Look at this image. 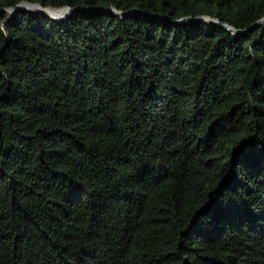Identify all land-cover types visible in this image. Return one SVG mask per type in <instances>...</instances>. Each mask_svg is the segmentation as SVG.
I'll return each mask as SVG.
<instances>
[{
  "label": "trees",
  "instance_id": "obj_1",
  "mask_svg": "<svg viewBox=\"0 0 264 264\" xmlns=\"http://www.w3.org/2000/svg\"><path fill=\"white\" fill-rule=\"evenodd\" d=\"M21 1L141 12L0 13V264H264V0Z\"/></svg>",
  "mask_w": 264,
  "mask_h": 264
},
{
  "label": "water",
  "instance_id": "obj_2",
  "mask_svg": "<svg viewBox=\"0 0 264 264\" xmlns=\"http://www.w3.org/2000/svg\"><path fill=\"white\" fill-rule=\"evenodd\" d=\"M47 8H48V6H43L39 2H30V1H21L19 3L12 5V6L0 7V13L7 12V18L2 22V27H3L4 31H6L5 25H4L5 22L7 20H9L14 14H17V12H19V11L37 12V13L43 14L44 16L51 18L55 21H64V20L68 19L75 12L82 11V10H85V11L106 10V11H110V12H112V13L116 14L117 16H120V17L127 16L129 14L134 13V12H141V10L135 9V8H132L130 10H121V9H118L114 6L103 8V7H95V6H68V5H66V6L61 7V8H54V9L61 10V12L59 14H54V13H49L47 11ZM49 8H52V7H49ZM8 9H12V12L8 13ZM162 17L164 19L167 18L166 16H162ZM194 21H202V22H206V23H216V24H219V25L225 27L226 29H228L232 33H240V32L246 31L247 29L251 28L252 26H255V25L260 24V23H264V17L254 21L251 25H249L248 27L243 28V29L234 27L225 21L219 20L218 18L208 17V16H184V17L176 20V23H187V22H194Z\"/></svg>",
  "mask_w": 264,
  "mask_h": 264
},
{
  "label": "bare ground",
  "instance_id": "obj_3",
  "mask_svg": "<svg viewBox=\"0 0 264 264\" xmlns=\"http://www.w3.org/2000/svg\"><path fill=\"white\" fill-rule=\"evenodd\" d=\"M47 9H49V10H51V11H56V12H58V13H60L61 12V10H59V9H54V8H47ZM12 12V9H8V13H11Z\"/></svg>",
  "mask_w": 264,
  "mask_h": 264
},
{
  "label": "clouds",
  "instance_id": "obj_4",
  "mask_svg": "<svg viewBox=\"0 0 264 264\" xmlns=\"http://www.w3.org/2000/svg\"><path fill=\"white\" fill-rule=\"evenodd\" d=\"M48 7H50V6H48ZM52 8H55V7H52ZM57 8H61V7H57ZM6 13H7V12H6ZM6 18H7V16H6ZM6 18H5V19H6ZM5 19H4V20H5ZM5 32H6V31H5Z\"/></svg>",
  "mask_w": 264,
  "mask_h": 264
}]
</instances>
